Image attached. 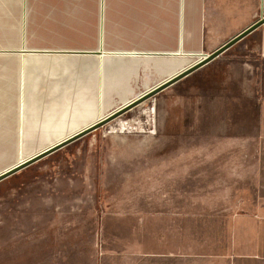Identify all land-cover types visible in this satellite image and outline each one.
Instances as JSON below:
<instances>
[{"label":"rangeland","instance_id":"obj_1","mask_svg":"<svg viewBox=\"0 0 264 264\" xmlns=\"http://www.w3.org/2000/svg\"><path fill=\"white\" fill-rule=\"evenodd\" d=\"M179 1L27 0L34 20L27 23L24 42L32 48L61 50L52 52H87L97 50L99 44L105 51L109 47L113 51L120 45H131L142 46L143 51L169 52H116L126 56L114 57V63H136V58L130 55L142 54L137 63L142 64L143 72L106 88L100 107L106 112L105 103L116 102L117 96L133 97L147 87H154L163 78L170 55L175 54L173 59H180L181 63L192 64L199 60V53H208L230 37L212 34L206 25L208 33L204 34L202 45L192 35L190 45L186 44L184 51L178 49V37L174 36L172 44L167 23L169 27L174 23L177 33L182 6ZM6 7L0 1V51L20 42L17 30L8 29ZM262 14L264 5L258 18ZM19 17L14 18L16 26H20ZM212 25L217 29L220 26ZM141 29L161 35L158 38L142 35L140 40ZM254 46L255 40L247 36L208 69H199L134 108L122 118L130 120L125 131H119L112 121L1 181L0 251H6L11 243L28 239L33 250L30 263L37 264L40 230L44 231L45 226L54 229L55 224L62 226L70 221L77 234L71 247L59 242L62 251L90 256L91 244L95 243L96 250L101 251L102 245L117 256L124 242L133 244L136 221L151 210L144 204L136 205L137 194L142 193L139 196L142 199L150 200L151 195L160 198L158 195L167 193L166 189L184 184L192 199L207 198L204 189L214 175L206 174L205 167L209 164L205 161L216 155L238 154L236 148L227 146L237 132L215 130L225 120L221 114L215 115L216 103H221L216 98L232 94L229 92L232 79L223 72L226 67L230 71L233 63L254 60ZM184 52H191V60L182 59ZM224 80L226 84H222ZM17 140L16 133L14 136L0 131V171L41 149L19 147ZM129 264H133V259Z\"/></svg>","mask_w":264,"mask_h":264},{"label":"crops","instance_id":"obj_2","mask_svg":"<svg viewBox=\"0 0 264 264\" xmlns=\"http://www.w3.org/2000/svg\"><path fill=\"white\" fill-rule=\"evenodd\" d=\"M0 1L7 4L8 29H16L20 35L17 45L0 51V131L14 136L16 133L19 147L45 149L149 90L151 86L133 97L115 96L116 102L105 103L106 112L100 110L106 88L121 84L122 78L125 83L143 72L142 64L137 63L142 54L130 55L136 58V63H114V57L126 56L116 52L169 53L143 51L142 46L131 45H120L113 51L109 47L105 51L99 44L97 50L87 52L32 48L24 42L27 23L34 20L30 16L32 7L27 0ZM179 3L182 6L177 33L174 23L169 27L168 22L167 35L173 37L172 44L177 36L178 49L184 51L192 35L203 44L204 34L208 33L206 25L212 34L230 36L227 41L258 19L264 0H181ZM19 15L20 26H16L14 18ZM214 23L220 25L218 29L210 27ZM139 33L140 40L142 35L157 38L161 35L153 30L141 29ZM99 35L100 41L101 31ZM248 36L255 40V59L233 63L230 71L226 67L223 73L232 79L229 87L232 94L216 98L221 103H216L215 108V115L221 114L225 119L215 130L237 132L227 146L236 148L238 154L216 155L205 161L209 164L205 167L206 174L214 175L204 189L207 198L192 199L184 184L166 189L167 193L158 195L160 198L151 195L150 200L142 199L139 198L142 193L137 194L136 205L144 204L151 210L136 221L133 244L124 242L117 256H112L102 245L101 251L96 250L95 243L91 244L90 256L62 251L59 242L71 247L77 234L75 226L70 221L62 226L55 224L54 229L45 226L38 236L37 264H116V260L117 264H129L131 259L133 264H264V24ZM190 53L184 52L182 59L191 60ZM170 56L164 76L156 84L190 65L173 59L175 54ZM218 58L200 70L208 69ZM22 240L0 251V264H32L30 241Z\"/></svg>","mask_w":264,"mask_h":264},{"label":"water","instance_id":"obj_3","mask_svg":"<svg viewBox=\"0 0 264 264\" xmlns=\"http://www.w3.org/2000/svg\"><path fill=\"white\" fill-rule=\"evenodd\" d=\"M264 24V14H262L257 20L252 22L249 26L241 30L239 33L225 41L223 44L218 46L216 49L211 51L210 53H199V60L193 63L191 66L187 67L186 69L178 72L177 74L173 75L166 81L156 85L150 91L144 93L143 95L135 98L133 101L117 109L116 111L112 112L104 119H100L95 123L89 125L88 127L70 135L69 137L59 141L58 143L48 147L47 149L37 153L36 155L28 158L27 160L15 165L14 167L8 169L7 171L0 173V182L13 176L14 174L28 168L29 166L35 164L36 162L46 158L47 156L61 150L62 148L68 146L69 144L79 140L80 138L90 134L91 132L99 129L100 127L114 121L115 119L119 118L123 114H125L130 109L142 104L143 102H147L149 99L155 97L157 94L161 93L162 91L168 89L169 87L173 86L174 84L180 82L190 74L196 72L197 70L201 69L202 67L208 65L210 62L218 58L236 43L243 40L247 37L250 33L258 29Z\"/></svg>","mask_w":264,"mask_h":264},{"label":"bare ground","instance_id":"obj_4","mask_svg":"<svg viewBox=\"0 0 264 264\" xmlns=\"http://www.w3.org/2000/svg\"><path fill=\"white\" fill-rule=\"evenodd\" d=\"M156 55V54H155ZM159 55V54H158ZM161 56V55H160ZM195 63V62H194ZM193 64V63H192ZM192 64H190L189 66H191ZM189 66H187V67H189ZM186 67V68H187ZM186 68H184V69H186ZM184 69H182V70H184ZM182 70H180V71H182ZM179 71V72H180ZM178 73V72H177ZM176 73V74H177ZM169 79V78H168ZM167 80V79H166ZM166 80H164V81H166ZM163 81V82H164ZM162 83V82H161ZM160 84V83H159ZM158 85V84H157ZM153 88V87H152ZM151 88V89H152ZM151 89H149V90H147L146 92H148V91H150ZM146 92H144V93H146ZM144 93H142V94H140L139 96H141V95H143ZM139 96H137V97H139ZM136 97V98H137ZM131 102V100L130 101H128L127 103H125L124 104V106L125 105H127L128 103H130ZM143 104H144V102L142 103V104H140V105H138L139 107L140 106H143ZM123 106V105H122ZM123 106V107H124ZM138 106H136V107H138ZM135 108V107H134ZM117 110V109H116ZM111 113V112H110ZM110 113H108L107 115H109ZM107 115H105V116H103V117H100L98 120H100V119H104ZM97 121V120H96ZM95 121V122H96ZM115 122L114 123H116L115 124V127L119 130V131H121L122 132V130H124L126 127V125L127 126H129L128 125V123L130 122V120L128 119V120H123L122 118H118V119H115L114 120ZM132 122H133V120H132ZM135 123V122H134ZM133 124V123H132ZM136 124V123H135ZM135 124L133 125V126H135ZM133 126H131V128L133 127ZM129 128V127H128ZM131 130V129H130ZM114 131V130H113ZM125 131V130H124ZM118 132V131H117ZM74 134V133H73ZM70 136V135H69ZM69 136H67V137H69ZM66 137V138H67ZM65 139V138H64ZM63 140V139H62ZM59 141H61V140H59ZM59 141H57L56 143H58ZM56 143H54V144H56ZM54 144H51L50 146H48V147H51L52 145H54ZM48 147H46L45 149H47ZM45 149H41L40 151H38V152H36V153H40L41 151H43V150H45ZM36 153H34L35 155H36ZM34 154L33 155H31V156H29V157H26V158H22V159H20L18 162H16L14 165H11V166H8V167H6V168H4L3 170H1L0 171V173L1 172H4V171H7L8 169H10V168H12V167H14L15 165H17V164H19V163H21V162H23V161H25V160H27L28 158H30V157H32V156H34Z\"/></svg>","mask_w":264,"mask_h":264}]
</instances>
